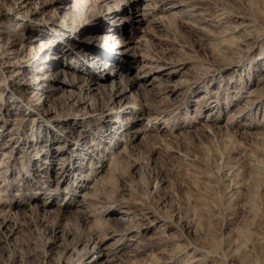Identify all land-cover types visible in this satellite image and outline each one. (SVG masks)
<instances>
[{"label":"rangeland","instance_id":"rangeland-1","mask_svg":"<svg viewBox=\"0 0 264 264\" xmlns=\"http://www.w3.org/2000/svg\"><path fill=\"white\" fill-rule=\"evenodd\" d=\"M20 1L0 0V264H264V0H75L70 92L47 64L65 9ZM128 36L126 67L100 59Z\"/></svg>","mask_w":264,"mask_h":264},{"label":"bare ground","instance_id":"bare-ground-1","mask_svg":"<svg viewBox=\"0 0 264 264\" xmlns=\"http://www.w3.org/2000/svg\"><path fill=\"white\" fill-rule=\"evenodd\" d=\"M70 2H71V0H48V2L46 4L47 7H49L50 9L56 10L57 12L60 9H65V13L62 15L64 17V19H62L60 22H54V25L57 27L56 28L57 30H60V32H59L60 36L65 37L64 38L65 43H68V46H70V48H66L65 51L63 52V55H60L61 60L50 59L47 62V64L48 65H53V64L55 65L56 63L61 64V66L63 68L62 73H61V75L57 76L56 79H53L54 81H52V85L56 86L59 89L64 88V86L66 85V87H67L66 89L69 92L75 88V80L71 81V82L68 81L66 79V74H67L68 69L71 68V67H69V65H71V64L72 65L74 64L71 69L75 70V67H76L75 62H78L80 59L77 56V54L79 55V53L81 51V48L77 49V50H73V48L75 49L77 47V44H75L74 42H69L70 41L69 38L71 39V38H73V36L75 37V34H73L72 32L69 31V27H70L69 20L71 18V15L75 12V10H77V7L79 6V4L75 5V0H74L73 5H71ZM128 2H130L131 6H132L137 1L136 0H132V1L128 0ZM20 3L22 6H25L28 2H27V0H21ZM136 6L138 7V5H136ZM117 11H121V9H118ZM66 17H68V18H66ZM132 20L136 21L137 23L141 21L140 17L138 15H134L132 17ZM118 29H122V28L120 26H117L114 22H112V20L100 21L98 23H94L93 25H91V30H93L94 32H101L102 34H104V35L106 34L108 36H111L112 33L114 31H118ZM80 32L83 33V30L81 31V29H80L78 33H80ZM124 34H125V31H124ZM113 38H116V37L113 36ZM31 41L36 42L33 44V45H36L37 42L39 41V39L35 37ZM76 43H80L81 47L84 46V43L81 40L78 41L76 39ZM115 45H117V49H119L118 50L119 56H121V55H125V56L118 58V55L115 56L111 52L110 53L102 52L101 54H99V56L102 57L100 59H104L103 62L106 59H107L106 61L113 60L117 67L118 66L126 67L127 66L126 62H129L128 61L129 59L126 58V60H125L124 57L128 56L131 53V51L134 50V47H135V46L134 47L132 46L130 36H128L125 39L119 40ZM75 52H76V54H75ZM96 57H98V56H96ZM143 58L147 59V58H145L144 55H143ZM132 60H134V59H132ZM134 62L138 63L137 60H134ZM43 65H45V64H43ZM81 65H82L81 68L86 69V67H83L84 66L83 64H81ZM104 65H103V71L108 70L110 72L112 67L111 66L108 67V62L104 63ZM142 67H145V66H142ZM114 71H116V70H114ZM142 71H143V69L140 68L137 71L138 75L135 76L136 79L128 80V82H126L125 84H123L124 80L122 79V77H124V75L121 74L119 77V80H113L111 82V84H109V87L112 89V91L114 92V94L116 96L122 97V95H124L128 90H130L131 87H133V85L138 83V81L140 80L141 77L146 79V72H142ZM94 75H98L96 79H91V78L89 79L87 77H85V78H87L88 82H90L91 84H98L101 86L102 84L101 83L99 84V81H98L99 74L95 73ZM83 82L85 83V85H88V86L90 84L87 81H83ZM110 110H111V107H110ZM92 245L97 246V248H99L100 250L105 249V246L102 244V241L100 240L99 237H95L94 239L92 238V240H90L89 242H87L85 244V247L88 249ZM87 264H90V263H87Z\"/></svg>","mask_w":264,"mask_h":264}]
</instances>
